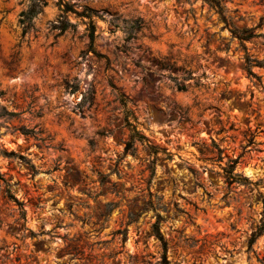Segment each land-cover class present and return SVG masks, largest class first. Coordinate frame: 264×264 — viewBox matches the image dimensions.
<instances>
[{
    "label": "rangeland",
    "instance_id": "1",
    "mask_svg": "<svg viewBox=\"0 0 264 264\" xmlns=\"http://www.w3.org/2000/svg\"><path fill=\"white\" fill-rule=\"evenodd\" d=\"M225 9L256 37L201 0H0V264H161L156 222L169 264H264V3Z\"/></svg>",
    "mask_w": 264,
    "mask_h": 264
},
{
    "label": "trees",
    "instance_id": "2",
    "mask_svg": "<svg viewBox=\"0 0 264 264\" xmlns=\"http://www.w3.org/2000/svg\"><path fill=\"white\" fill-rule=\"evenodd\" d=\"M201 1L205 4H207L210 7V9H213L219 15L220 21L224 23V28L228 29L232 38H236L240 43H242L244 41H249V40L256 37V35L253 34V30L236 27V25L233 22V19L226 16L225 3L228 0H201ZM261 3H264V0H261ZM61 5L63 7L62 14L64 15V17L59 24L60 31L64 32L68 28H71V29L75 28V25L70 23L65 18V16L68 13H74V14H76L77 17L86 18L88 20V27L86 30L88 32V38H89L91 44H93V42L96 38L95 33H96V29H97L96 24L92 21L94 13L90 10H87V9L83 10L81 13H77V12L73 11L72 7L67 2H63ZM38 13H39L38 5H33L26 15L27 20L29 22H31L32 19ZM114 20L109 21V24L114 29H117V28H119V26L115 25ZM124 23H126V22H124ZM120 28L122 29L123 33L125 34L124 43L127 44L132 39H134L136 33L142 29V23L140 21L128 22L125 27H120ZM124 49H125V45L120 47L118 50L123 52ZM250 67L251 66H250L249 61L246 62L245 68H246V71L248 73V76L255 77L254 74H252ZM68 88H71V87H68ZM72 90H74V89H72ZM2 111H3V113L0 114V117H16V116H18L15 113L6 112V110L3 108H2ZM14 131L20 132V134L23 135L24 137L35 138V133L33 130H27V129L21 127L19 129H14ZM132 132H134L135 134H138V132L136 131V129L134 127L132 128ZM141 138L145 139L144 137H141ZM0 153L6 155V152H4V151H2V152L0 151ZM10 155H13V153L11 152ZM231 163L232 164L230 165V168H229V174L230 175H232L233 167H234V162H231ZM232 178H233V176H232ZM11 198H13V197L11 196ZM13 200L16 201L15 198H13ZM262 208H263V210L261 212V218L259 220V223L256 227V230L251 234L250 239L248 241V250L249 251L252 250V246L255 243L256 239L258 237H260L262 235V233L264 232V202H263ZM153 235L156 239L159 240L161 247H162V250H163L161 264H169L167 262V259H166V243L164 242V240H163V238L159 232V222H156L153 225Z\"/></svg>",
    "mask_w": 264,
    "mask_h": 264
}]
</instances>
